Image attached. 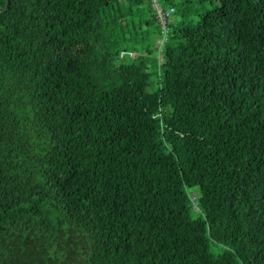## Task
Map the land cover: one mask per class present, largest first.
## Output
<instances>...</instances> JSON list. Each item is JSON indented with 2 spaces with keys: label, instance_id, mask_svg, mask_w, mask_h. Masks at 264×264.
<instances>
[{
  "label": "trees",
  "instance_id": "obj_1",
  "mask_svg": "<svg viewBox=\"0 0 264 264\" xmlns=\"http://www.w3.org/2000/svg\"><path fill=\"white\" fill-rule=\"evenodd\" d=\"M193 1L0 0V264H264V0Z\"/></svg>",
  "mask_w": 264,
  "mask_h": 264
},
{
  "label": "rangeland",
  "instance_id": "obj_2",
  "mask_svg": "<svg viewBox=\"0 0 264 264\" xmlns=\"http://www.w3.org/2000/svg\"><path fill=\"white\" fill-rule=\"evenodd\" d=\"M216 5H217V0H213L211 2H201V3L193 1L190 5V11L188 12V15L185 16V18L189 19L190 22H194L198 13H202L205 10H208ZM168 22H169V26L178 24L179 23L178 15L177 14L170 15L167 19V23ZM199 216L202 217V214L199 213ZM210 248L215 251L219 249V246L215 244H210Z\"/></svg>",
  "mask_w": 264,
  "mask_h": 264
},
{
  "label": "built area",
  "instance_id": "obj_3",
  "mask_svg": "<svg viewBox=\"0 0 264 264\" xmlns=\"http://www.w3.org/2000/svg\"><path fill=\"white\" fill-rule=\"evenodd\" d=\"M154 12L156 15V18L158 20V23L161 25L162 29L165 28V22L168 15L171 13V8L163 9L159 6V4L156 2V0H152Z\"/></svg>",
  "mask_w": 264,
  "mask_h": 264
}]
</instances>
